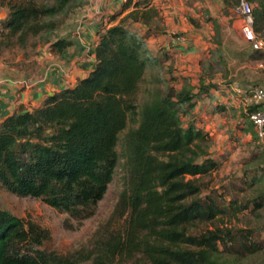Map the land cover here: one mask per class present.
Here are the masks:
<instances>
[{"label": "trees", "instance_id": "obj_1", "mask_svg": "<svg viewBox=\"0 0 264 264\" xmlns=\"http://www.w3.org/2000/svg\"><path fill=\"white\" fill-rule=\"evenodd\" d=\"M84 4L8 0L0 46L36 50L49 43L52 53L61 54L71 42L53 36ZM261 5L253 11L256 32L264 19ZM147 15L139 19L132 11L101 28L96 66L87 78L0 122V188L39 199L78 223L94 215L120 168L122 190L105 231L91 248L60 255L43 250L47 230L0 210V264H238L264 250L260 231L227 225L249 203L226 202L203 183L221 162L211 156L210 138L196 125L194 110L216 86L200 79L196 89L181 78L177 89L168 82L173 78L152 77L147 100L136 102L147 71L161 67L147 35L131 27ZM217 59L215 66L224 64ZM128 125L119 154V135ZM262 207L264 191L253 202L254 212Z\"/></svg>", "mask_w": 264, "mask_h": 264}, {"label": "crops", "instance_id": "obj_2", "mask_svg": "<svg viewBox=\"0 0 264 264\" xmlns=\"http://www.w3.org/2000/svg\"><path fill=\"white\" fill-rule=\"evenodd\" d=\"M84 1L85 4L76 9L53 36L52 41L62 39L71 42V46L61 54L52 53L48 43L37 48L34 64L29 68L22 69L18 65L19 60L0 61V122L20 108L30 111L39 107L45 98L73 88L78 81L87 78L96 66L97 32L103 27L118 24L132 11L138 12L139 19L151 12L146 20L144 17L142 22L131 26L147 35L151 51L157 49L171 56L178 74L196 89L200 79L205 85L211 83L216 86L210 90L209 96L202 95L197 101L195 110L200 104L198 114L204 101L215 102V106L223 104L225 107H216L218 111L226 110L228 113L234 108L244 112V100L235 93V88L243 92L252 87L264 90V73L256 67L262 56L251 50L241 33L242 21L232 14L239 0ZM248 2L253 11L261 10V4L264 7V0ZM112 16L116 18L109 22ZM261 25L258 24V28L263 30ZM218 55L224 60L221 72L207 76V64L203 62L215 67L212 62L218 61ZM191 76L197 78L196 83L188 78ZM219 76H222L220 83H215ZM217 94L219 97L215 96ZM258 108L264 111V99ZM250 128L252 130V126ZM206 129L209 130V126ZM250 136L256 140L253 132ZM262 144L264 146V141Z\"/></svg>", "mask_w": 264, "mask_h": 264}, {"label": "rangeland", "instance_id": "obj_3", "mask_svg": "<svg viewBox=\"0 0 264 264\" xmlns=\"http://www.w3.org/2000/svg\"><path fill=\"white\" fill-rule=\"evenodd\" d=\"M8 0H0V21L7 13V8L3 6ZM41 2L44 0H36ZM261 24V23H260ZM263 30L260 35L264 37ZM134 31L143 35L136 28ZM145 35V34H144ZM149 45V39H147ZM149 48V46H148ZM37 50V49H36ZM36 50L28 48L21 50L17 47L5 48L0 46V61L11 62L19 60L18 65L24 69L34 64ZM150 50V49H149ZM150 52L161 61V67L149 69L146 73L145 80L140 85L136 94V102L141 105L147 100L146 91L151 88L150 82L152 77L175 79L169 80V84L179 89L182 84L181 75L175 69V62L171 56L163 61L160 50L153 49ZM207 70L206 75H217L221 72V66L217 65L211 68V63L203 62ZM207 75V76H208ZM222 75V74H221ZM193 83H196L195 76L188 77ZM222 76L216 77L215 83H220ZM219 94L215 95L216 97ZM241 98V97H240ZM245 99L243 94L241 100ZM201 104L200 113L198 114V105L196 115V124L208 134L210 138L209 152L211 156L221 162L217 172L204 178L203 183L207 191H216L224 197L227 202L235 200L237 204L244 206L249 203V208L243 213L237 215L229 227L236 229H253L260 231V240L264 241V207L254 212L253 202L258 195L264 191V146L263 141L252 140L250 134V123L244 117L243 110L230 109L229 112L223 110L215 111L223 106H215V102L204 101ZM222 103V102H221ZM219 104V103H218ZM216 108V109H217ZM243 108V107H242ZM261 108L254 107L253 110ZM216 114L217 116H214ZM200 115H204L200 118ZM209 126V130L206 129ZM131 125L121 132L117 151L121 154L122 140L127 134ZM246 131V132H245ZM250 134H249V133ZM261 175V178H258ZM257 177L258 183H253L251 179ZM120 168L114 171L113 179L108 185L107 191L103 198L98 202L95 213L90 218L78 223L69 218L66 213L52 209L43 204L39 199L29 197H18L4 189L0 188V210L8 211L17 218L24 221H31L49 232V238L43 245V250L54 252L60 255L74 254L91 248L93 242L105 231L107 223L111 218L114 207L118 201L119 194L122 190L120 181ZM208 193V192H206ZM238 264H264V250L255 257L241 260Z\"/></svg>", "mask_w": 264, "mask_h": 264}, {"label": "built area", "instance_id": "obj_4", "mask_svg": "<svg viewBox=\"0 0 264 264\" xmlns=\"http://www.w3.org/2000/svg\"><path fill=\"white\" fill-rule=\"evenodd\" d=\"M233 16L242 21L241 33L244 40L249 44L251 50L260 56L256 64L258 70L264 73V37L254 29L253 8L247 0H239L238 4L232 10ZM235 93L240 97L245 94L244 114L247 115L248 121L252 124L254 132L260 141H264V111L255 109L248 112V108L258 107L264 99V90L261 87H252L247 92L240 88H235Z\"/></svg>", "mask_w": 264, "mask_h": 264}]
</instances>
